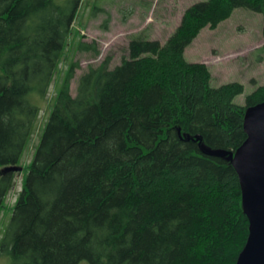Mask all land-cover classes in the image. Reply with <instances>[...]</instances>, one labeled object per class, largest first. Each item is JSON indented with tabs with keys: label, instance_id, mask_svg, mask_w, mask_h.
Masks as SVG:
<instances>
[{
	"label": "trees",
	"instance_id": "1",
	"mask_svg": "<svg viewBox=\"0 0 264 264\" xmlns=\"http://www.w3.org/2000/svg\"><path fill=\"white\" fill-rule=\"evenodd\" d=\"M80 4L0 0V215L14 184L3 170L36 131ZM238 8L264 15V0L195 3L164 45L134 38L113 70L90 66L75 96L73 68L1 246L10 264H237L250 224L233 159L264 85L237 105L244 86L212 87L185 52Z\"/></svg>",
	"mask_w": 264,
	"mask_h": 264
},
{
	"label": "rangeland",
	"instance_id": "2",
	"mask_svg": "<svg viewBox=\"0 0 264 264\" xmlns=\"http://www.w3.org/2000/svg\"><path fill=\"white\" fill-rule=\"evenodd\" d=\"M74 0H56L70 5ZM204 0H81L61 62L44 100L39 101L41 113L36 131L29 140L14 184L8 193L0 215V264H10V257L2 254L1 246L11 222L15 203L23 188V180L41 141L42 131L49 119L59 91L74 68L70 89L76 95L77 83L90 66L107 63L110 70L129 57V44L134 38L157 40L164 45L179 27L185 11ZM264 15L246 8H238L215 30L206 28L186 49L191 63H204L212 73L211 85L218 88L240 83L244 93L235 103L245 106L246 98L264 85ZM95 44L93 51L79 50V44ZM79 264H89L82 261Z\"/></svg>",
	"mask_w": 264,
	"mask_h": 264
},
{
	"label": "water",
	"instance_id": "3",
	"mask_svg": "<svg viewBox=\"0 0 264 264\" xmlns=\"http://www.w3.org/2000/svg\"><path fill=\"white\" fill-rule=\"evenodd\" d=\"M244 129L247 139L238 149L233 165L241 182L250 235L237 264H264V102L246 110ZM22 171L19 166L3 170Z\"/></svg>",
	"mask_w": 264,
	"mask_h": 264
}]
</instances>
